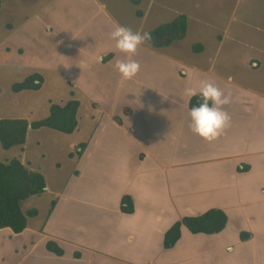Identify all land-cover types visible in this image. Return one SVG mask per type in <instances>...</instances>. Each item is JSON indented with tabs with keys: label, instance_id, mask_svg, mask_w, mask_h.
Segmentation results:
<instances>
[{
	"label": "crops",
	"instance_id": "1",
	"mask_svg": "<svg viewBox=\"0 0 264 264\" xmlns=\"http://www.w3.org/2000/svg\"><path fill=\"white\" fill-rule=\"evenodd\" d=\"M101 3L52 0L41 19L16 20V0L0 1V53L9 54L3 64L23 75L8 87L34 73L42 77L37 90H11L12 103L28 95L34 108L30 95L49 79L67 88L58 100L45 97L41 118L51 102L79 101L75 130L61 132L71 139L69 166L62 172L57 163L52 179L31 167L45 176L46 189L37 196L47 195V207L26 208L23 201L24 211L38 214L19 233L0 228V264H264V86L217 72L203 58L202 43L195 52L193 43L185 50L175 44L181 40L161 48L145 41L132 57L140 71L122 79L115 64L126 56L110 33L123 24ZM202 81L231 96L224 106L228 126L212 141L189 126L185 89L198 91ZM123 195L131 196L133 212L121 211ZM210 208L227 214L225 229L204 234L183 226L175 245L163 247L176 220ZM241 232L251 236L242 240ZM48 241L62 253L47 249Z\"/></svg>",
	"mask_w": 264,
	"mask_h": 264
},
{
	"label": "rangeland",
	"instance_id": "2",
	"mask_svg": "<svg viewBox=\"0 0 264 264\" xmlns=\"http://www.w3.org/2000/svg\"><path fill=\"white\" fill-rule=\"evenodd\" d=\"M100 1L116 20H121L123 26L140 33H146L178 14L185 13L189 21L188 30L185 37L179 42L175 41V44L185 50L192 43H202L205 47L203 58H209L207 60L215 66L217 72L241 77L256 87L264 86V0H138V4L131 0ZM51 2L52 0H16L18 6L15 19L18 20L17 17L23 14L31 17L35 14L39 20ZM137 10L141 11L140 16L136 14ZM3 18V12H0V20ZM3 31L0 28V39ZM178 45L172 48V52ZM8 55L6 52L0 53L1 114L3 117L27 116L29 120L40 119L47 106L45 97L51 95L58 100L67 86L49 79L40 92L30 95L36 102L34 108L30 107L32 103L28 105V95L20 96L15 106L8 86L11 81L22 78L23 75L22 72L12 71L6 63L3 64ZM184 59L189 60V56ZM192 61L195 60L192 58ZM31 109L33 111L29 112ZM85 110L86 105L82 114H85ZM28 132L23 151L20 146L4 149L0 145V159L6 161L19 158L28 163L30 168H42L48 179H52L57 173V163L61 165L62 172L66 171L69 166L66 152L68 147L71 148V139L57 130L30 129ZM81 137L83 136H74L75 140ZM46 197L47 195L30 196L24 201V205L28 208L36 204L41 210H45Z\"/></svg>",
	"mask_w": 264,
	"mask_h": 264
},
{
	"label": "trees",
	"instance_id": "3",
	"mask_svg": "<svg viewBox=\"0 0 264 264\" xmlns=\"http://www.w3.org/2000/svg\"><path fill=\"white\" fill-rule=\"evenodd\" d=\"M138 4V0H131ZM138 16L141 11H136ZM188 30V17L185 13H180L173 19L163 22L146 33L150 34L151 39L148 44L154 48H161L172 44L175 41L182 40ZM192 49L199 52L203 49L201 43H194ZM42 83V77L37 74L26 76L23 80L11 84L13 92L22 90H37ZM200 102L199 97L189 99V108ZM79 101L71 98L64 104L55 102L50 103L49 114L41 119L29 120L24 117H2L0 118V145L4 149L13 146H23L27 139L30 129H39L42 127L57 130L59 132L70 134L77 126V109ZM85 143H80L76 150L81 153ZM70 156L72 153L69 154ZM46 189V180L44 174L36 169L30 168L19 158H11L3 161L0 159V228L9 227L13 232L19 233L27 226L29 217H35L38 214L36 208L23 210L22 204L30 196L39 195ZM54 201H51L48 213L51 211ZM120 209L125 213H131L134 210L133 200L129 195H123L120 201ZM227 214L219 208H210L198 215H187L176 220L165 232L163 236V247L171 248L181 236V227L187 228L191 233L214 234L227 227ZM251 236L248 232H241L240 238L245 240ZM47 249L61 254L62 250L53 242L46 243Z\"/></svg>",
	"mask_w": 264,
	"mask_h": 264
},
{
	"label": "clouds",
	"instance_id": "4",
	"mask_svg": "<svg viewBox=\"0 0 264 264\" xmlns=\"http://www.w3.org/2000/svg\"><path fill=\"white\" fill-rule=\"evenodd\" d=\"M110 38L115 42L116 49L126 56V59L117 60L116 70L122 79L134 78L140 71V64L132 57L145 41L151 39L150 34L133 32L130 28L116 24ZM184 94L189 98L198 96L200 99L198 104L189 108L191 131L208 141L218 138L229 123L230 117L224 111V106L231 102V96L225 95L208 81H202L198 91L187 88Z\"/></svg>",
	"mask_w": 264,
	"mask_h": 264
}]
</instances>
